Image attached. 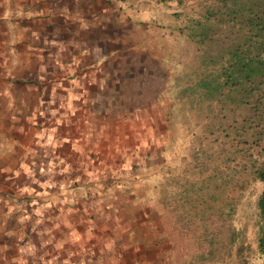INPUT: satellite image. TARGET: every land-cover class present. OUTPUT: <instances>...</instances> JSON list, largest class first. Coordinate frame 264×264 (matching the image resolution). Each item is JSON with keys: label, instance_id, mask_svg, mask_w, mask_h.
Listing matches in <instances>:
<instances>
[{"label": "crops", "instance_id": "obj_1", "mask_svg": "<svg viewBox=\"0 0 264 264\" xmlns=\"http://www.w3.org/2000/svg\"><path fill=\"white\" fill-rule=\"evenodd\" d=\"M186 1L0 0V264H97V249L109 251L112 239L127 236L130 260L122 244L112 249L121 261L110 252L104 264L137 263L134 222L148 241L145 207L161 175L148 155V116L117 121L124 108L112 99L117 87L110 94L102 85L136 58L96 55L127 38L130 49H143L146 39L136 36L149 31L150 17L171 15ZM114 33L121 34L116 43ZM88 54L101 62L79 68ZM44 71L41 86L25 79ZM86 192L95 198L82 199L78 211L67 203ZM137 209L141 216L130 223Z\"/></svg>", "mask_w": 264, "mask_h": 264}, {"label": "rangeland", "instance_id": "obj_2", "mask_svg": "<svg viewBox=\"0 0 264 264\" xmlns=\"http://www.w3.org/2000/svg\"><path fill=\"white\" fill-rule=\"evenodd\" d=\"M210 2L189 0L181 9H171V15L161 19L150 17L145 23L149 31L142 29L137 32L142 37L136 36L146 39L143 49H130L128 42L132 39L127 38L126 44H119L111 53L102 50L96 55L106 59L117 53L119 57L136 58L135 64L123 65L129 71H122L116 80L107 79L102 85L112 88L110 94L115 93L116 86L117 95L112 99L120 106L124 104L122 109L127 108L125 113L117 110V121L145 122L148 116L151 135L148 155L155 175H161L152 180L149 207H145L148 241L139 238L142 233L138 231V222H134L136 264H244L242 258L247 264H257L260 260L255 247L259 218L254 203L260 183L246 181L242 186L236 182L237 174L227 170L229 167L220 161L215 144L210 142L214 127L212 107L199 82L210 60L209 49L204 50L210 42L199 41L197 33L203 23L195 22L196 19L205 22L204 12ZM118 35L121 34H112L111 41L116 43ZM100 40L97 38L95 42ZM89 58V54L81 58L78 67L94 68L101 62L99 58L100 62L94 64ZM44 72L35 79L33 76L25 79L41 86L47 77ZM92 84L97 86L95 82ZM152 137H159V142ZM90 196L95 194L73 193L67 203L78 211L82 199L95 198ZM141 212L135 210L128 218L130 223L140 218ZM145 224L146 218L140 226ZM235 230L246 236L249 248L237 246L231 235ZM122 244H126L122 255L128 262L131 240L127 236L125 240L112 239L109 251L97 249V264L111 260L106 257L110 252L114 254L112 260H118V252H113V248Z\"/></svg>", "mask_w": 264, "mask_h": 264}, {"label": "trees", "instance_id": "obj_3", "mask_svg": "<svg viewBox=\"0 0 264 264\" xmlns=\"http://www.w3.org/2000/svg\"><path fill=\"white\" fill-rule=\"evenodd\" d=\"M204 13L207 25L195 22L203 23L199 41L210 42L204 48L208 67L199 79L212 107L210 142L227 170L237 174L236 182L260 183L255 247L257 264H264V0H211ZM231 235L238 247L249 248L246 236L237 230Z\"/></svg>", "mask_w": 264, "mask_h": 264}]
</instances>
